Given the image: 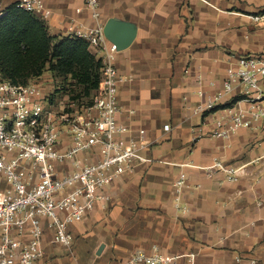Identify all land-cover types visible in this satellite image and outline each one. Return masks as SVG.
Returning a JSON list of instances; mask_svg holds the SVG:
<instances>
[{
    "label": "crops",
    "instance_id": "crops-1",
    "mask_svg": "<svg viewBox=\"0 0 264 264\" xmlns=\"http://www.w3.org/2000/svg\"><path fill=\"white\" fill-rule=\"evenodd\" d=\"M16 1L0 0V17ZM44 1L52 14L43 21L60 38L71 25L111 17L136 25L133 43L117 53L127 78L119 117L134 132L146 130L150 160L105 187L110 200L71 225V246L47 231L45 257L36 264H122L133 251L157 246L178 255L171 264H264V127L214 137L227 105L203 115L193 110L203 100L201 86L208 93L215 90L210 80L222 86L233 55L264 52V20L251 17L264 11V0H100V18L84 0ZM215 158L240 167L238 178L183 165ZM184 171L188 186L177 194L174 182Z\"/></svg>",
    "mask_w": 264,
    "mask_h": 264
},
{
    "label": "built area",
    "instance_id": "built-area-1",
    "mask_svg": "<svg viewBox=\"0 0 264 264\" xmlns=\"http://www.w3.org/2000/svg\"><path fill=\"white\" fill-rule=\"evenodd\" d=\"M17 6L41 19L52 14L44 0H18ZM84 6L100 18V0H84ZM251 17L264 20V11ZM70 30L68 36L85 40L102 63L99 88L92 104L82 111L73 109L72 101L63 105L62 96L38 79L15 83L0 77V182H6L0 187V264L42 260L47 231L54 242L71 246V225L98 203L110 200L105 187L150 160L143 154L149 146L146 130L134 132L119 117L123 111L119 86L127 78L119 72V50L105 35L104 23L71 25ZM199 81H203L202 74ZM208 84L215 90L208 93L201 86L197 93L203 100L193 110L203 115L227 105V115L212 131L214 137L231 139L240 129L264 127V52L233 55L222 86L215 80ZM164 129L169 130L170 124ZM183 165L203 169L208 175L223 171L230 180L240 170L219 158L208 165ZM187 186L184 171L174 187L179 194ZM177 257L157 246L152 252L133 251L122 264H171Z\"/></svg>",
    "mask_w": 264,
    "mask_h": 264
},
{
    "label": "trees",
    "instance_id": "trees-1",
    "mask_svg": "<svg viewBox=\"0 0 264 264\" xmlns=\"http://www.w3.org/2000/svg\"><path fill=\"white\" fill-rule=\"evenodd\" d=\"M101 67L85 40L50 34L43 19L19 8L17 1L0 17L2 79L28 83L50 71L52 78L71 79L73 86H82V95L91 96L99 88ZM70 96L69 103L75 102L76 95Z\"/></svg>",
    "mask_w": 264,
    "mask_h": 264
},
{
    "label": "rangeland",
    "instance_id": "rangeland-1",
    "mask_svg": "<svg viewBox=\"0 0 264 264\" xmlns=\"http://www.w3.org/2000/svg\"><path fill=\"white\" fill-rule=\"evenodd\" d=\"M37 81L40 82L44 87H47V89H51L54 91L56 89L58 91L56 92L57 95L62 96L63 105L65 106H68L69 96L71 95V93H74L76 95V98L74 100L75 102L73 109H75L76 111H82L84 106H88V104L92 100V95L96 93L95 91H93V94L91 96L82 95L80 93L82 91V86H73L72 80H66L64 79V77H59L57 79L52 78L50 71H45L43 76H41ZM71 97L72 96H70V98Z\"/></svg>",
    "mask_w": 264,
    "mask_h": 264
},
{
    "label": "water",
    "instance_id": "water-1",
    "mask_svg": "<svg viewBox=\"0 0 264 264\" xmlns=\"http://www.w3.org/2000/svg\"><path fill=\"white\" fill-rule=\"evenodd\" d=\"M104 33L117 45L118 50H124L135 40L137 27L132 22L111 17L104 24Z\"/></svg>",
    "mask_w": 264,
    "mask_h": 264
},
{
    "label": "bare ground",
    "instance_id": "bare-ground-1",
    "mask_svg": "<svg viewBox=\"0 0 264 264\" xmlns=\"http://www.w3.org/2000/svg\"><path fill=\"white\" fill-rule=\"evenodd\" d=\"M248 53V52H247ZM231 56H232V54H231Z\"/></svg>",
    "mask_w": 264,
    "mask_h": 264
}]
</instances>
